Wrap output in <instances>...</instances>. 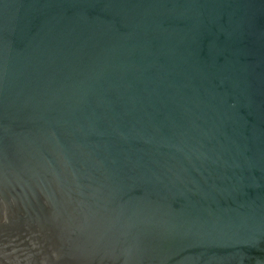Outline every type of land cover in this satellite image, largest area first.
<instances>
[{
  "label": "water",
  "instance_id": "water-1",
  "mask_svg": "<svg viewBox=\"0 0 264 264\" xmlns=\"http://www.w3.org/2000/svg\"><path fill=\"white\" fill-rule=\"evenodd\" d=\"M0 264H264V0H0Z\"/></svg>",
  "mask_w": 264,
  "mask_h": 264
}]
</instances>
